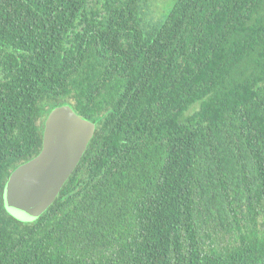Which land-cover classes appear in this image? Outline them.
<instances>
[{"label": "trees", "instance_id": "1", "mask_svg": "<svg viewBox=\"0 0 264 264\" xmlns=\"http://www.w3.org/2000/svg\"><path fill=\"white\" fill-rule=\"evenodd\" d=\"M0 0V264H264V0ZM69 105L94 136L20 222L10 173Z\"/></svg>", "mask_w": 264, "mask_h": 264}, {"label": "water", "instance_id": "2", "mask_svg": "<svg viewBox=\"0 0 264 264\" xmlns=\"http://www.w3.org/2000/svg\"><path fill=\"white\" fill-rule=\"evenodd\" d=\"M94 132L95 125L69 105L52 109L44 121L40 152L14 169L4 185L5 211L20 222L39 218L75 170Z\"/></svg>", "mask_w": 264, "mask_h": 264}, {"label": "rangeland", "instance_id": "3", "mask_svg": "<svg viewBox=\"0 0 264 264\" xmlns=\"http://www.w3.org/2000/svg\"><path fill=\"white\" fill-rule=\"evenodd\" d=\"M144 1H145L144 12L146 10V5H147V12L148 14H151L150 18L156 21L163 19L164 14L167 12L168 8L173 2V0H144ZM7 212L9 213L10 210H7ZM21 215L22 214L20 212L16 213L17 218L21 217Z\"/></svg>", "mask_w": 264, "mask_h": 264}]
</instances>
